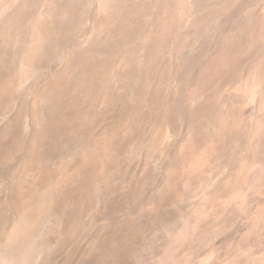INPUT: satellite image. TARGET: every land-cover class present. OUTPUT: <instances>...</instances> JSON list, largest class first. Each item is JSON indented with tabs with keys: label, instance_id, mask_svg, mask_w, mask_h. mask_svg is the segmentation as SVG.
I'll return each mask as SVG.
<instances>
[{
	"label": "rangeland",
	"instance_id": "obj_1",
	"mask_svg": "<svg viewBox=\"0 0 264 264\" xmlns=\"http://www.w3.org/2000/svg\"><path fill=\"white\" fill-rule=\"evenodd\" d=\"M0 264H264V0H0Z\"/></svg>",
	"mask_w": 264,
	"mask_h": 264
}]
</instances>
